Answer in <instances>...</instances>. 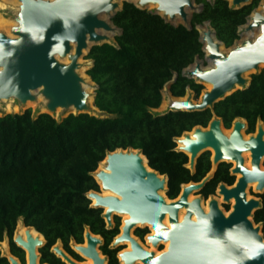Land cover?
Returning a JSON list of instances; mask_svg holds the SVG:
<instances>
[{"label": "water", "instance_id": "water-1", "mask_svg": "<svg viewBox=\"0 0 264 264\" xmlns=\"http://www.w3.org/2000/svg\"><path fill=\"white\" fill-rule=\"evenodd\" d=\"M17 1L10 19L9 35L0 30V104L13 100L22 108L27 101L37 103L40 97L44 104L42 112L51 116L57 109L68 114L94 115L99 111L93 104L97 85L87 75L93 84L90 105L89 93L84 88L86 82L78 73L81 67L78 60L93 46L116 44L115 37L122 30L111 18L122 8L124 1L187 29H191L192 14L202 8V4L196 5L194 0ZM251 1L230 0L228 3L230 7L240 8ZM149 5L154 7L148 9ZM257 6L238 27L237 34L239 37L241 32L254 29L258 34L254 38L236 39L229 47L217 39L209 21L195 26L203 59L195 57L182 69L181 76L210 88L200 93L198 101L193 100L188 88L184 96L173 97L169 86L177 78L174 73L164 85L166 89L161 91L162 99L166 94V108L157 113L211 109L216 102L249 85L246 73H258L259 65L264 64V1H259ZM176 18L179 21L174 22ZM201 27L205 29L201 30ZM63 58H67L68 63L61 62ZM204 62L209 66H204ZM246 128V121L237 118L229 129H225L221 119L213 115L206 127L196 126L176 138V150L188 156L190 171L194 170L197 158L204 151H211L212 155L211 169L205 177L200 182L182 185L175 199L165 195L166 175L152 169L140 150L117 149L106 154L104 168L92 173L99 190L87 192L86 198L92 207L102 210L106 228L114 225V216H128L121 220L119 233L110 244L111 248H118L116 257L120 264H137L138 261L142 264H264V238L260 225L250 219L261 206V200L256 196L247 198L246 194L251 183H255L257 193L264 191V169L260 168L264 157V125L258 121L253 133H246ZM225 130L229 132L226 134ZM243 152L249 153V168L244 164ZM222 162L233 163L230 174L235 176L233 185L221 182L215 191L223 203L233 200L227 213L220 208L215 195L205 198L198 194ZM102 191H109L110 195H102ZM191 193L197 195L189 201ZM201 201L207 202V212ZM180 209H184L181 220L178 218ZM165 216L167 225L163 223ZM139 225L153 230V234L143 237V242L147 240L154 247L167 241L166 250L156 254L144 249L138 242L141 240L133 234ZM26 229L25 240L16 232L12 241L25 252L26 264H41L38 248L45 240L40 233L41 239L32 237L29 232L32 227ZM127 241L130 250H122L119 246ZM102 242L99 235L86 228L83 243H72L71 249L89 258L92 264H107L99 250ZM50 251L65 264H84L72 258L58 242ZM2 256L9 264H21L10 252Z\"/></svg>", "mask_w": 264, "mask_h": 264}, {"label": "trees", "instance_id": "trees-1", "mask_svg": "<svg viewBox=\"0 0 264 264\" xmlns=\"http://www.w3.org/2000/svg\"><path fill=\"white\" fill-rule=\"evenodd\" d=\"M260 0L240 8L226 0H196L200 12L191 16V29L174 26L158 14L123 2L111 18L121 28L116 44L93 46L84 57L92 65L86 70L97 85L93 104L106 116L86 113L68 114L60 120L45 112L33 116L30 110L0 115V241L8 237L10 253L24 263L25 252L12 241L18 218L25 227L40 233L45 243L39 248L40 263L65 264L50 248L60 242L75 260L79 256L69 246L83 243L88 228L102 238L100 252L107 264H120L118 248H111L119 233V219L106 228L102 210L92 207L86 193L98 191L92 173L108 152L137 149L148 165L167 177L165 195L175 199L181 186L200 182L211 169L209 151L198 158L193 171L187 167L188 156L177 151L176 138L196 126L206 127L213 115L225 129L237 118L246 121V133L264 125V72L250 75L249 85L201 111L152 112L162 101V89L170 84L173 97H182L188 88L197 99L202 84L181 76L183 68L195 57L203 58L195 26L209 21L218 40L229 47L238 38V27ZM230 165L220 163L198 194L213 195L219 183L232 185ZM252 220L260 225L264 238V191ZM225 208L228 207L225 205ZM148 229L136 228L140 239ZM0 264H9L0 254Z\"/></svg>", "mask_w": 264, "mask_h": 264}, {"label": "rangeland", "instance_id": "rangeland-1", "mask_svg": "<svg viewBox=\"0 0 264 264\" xmlns=\"http://www.w3.org/2000/svg\"><path fill=\"white\" fill-rule=\"evenodd\" d=\"M260 1H264V0H260ZM123 1H121L120 2V4L122 3ZM194 3L196 4V5H198V3L196 2V0H194ZM256 7H258V6H256ZM255 7V8H256ZM15 8H16V5H10V7H7L4 11H3V16L5 17V18H7V19H11V17H12V15L14 14V12H15ZM148 9H152V7H148ZM1 31H3V32H5L6 34H8L9 35V32L8 31H6V30H1ZM240 36L237 38V40L238 39H243L244 37H246L245 35H244V33L243 32H241L240 34H239ZM203 59V58H202ZM80 61H81V63H83L82 65H84V67H83V73H82V75L80 74V76L82 77V78H84V75H86V70L89 68V66L91 65V60L90 59H87V58H82V59H80ZM61 62H63V61H61ZM204 66H209V63H207V62H204ZM78 71H79V69H78ZM257 72H259V71H263L264 72V68H262V66L261 67H259L258 68V70H256ZM250 73H246V77H247V79L249 80L250 79ZM202 86H203V89L201 90V92L202 91H204L205 89H209L210 88V86H208V85H203L202 84ZM163 89H166L165 87H163ZM164 93H166V92H164ZM166 95V94H165ZM164 99H162V101H161V103H160V105H159V107L158 108H156V109H151V111L152 112H161V111H163L166 107H165V105H164V108H161L162 107V104H164V101H163ZM194 101H198L199 100V97L197 98V99H193ZM6 104H10V105H14V106H17V110L15 111V112H12V113H17V112H22L25 108H27L26 110H30V112H31V114L33 115V116H35L37 113H39V112H42V111H44V104H43V101L41 100V98L39 97L38 98V102L37 103H35V102H30V104L28 105V106H23L22 108H19V106L17 105V102L16 101H13V100H6V101H3L1 104H0V115L1 114H3V113H5V111H4V106L6 105ZM11 113V112H10ZM68 114V112L67 111H64V110H61V109H57L53 114H52V116L55 118V119H57V120H60L61 118H63V117H65L66 115ZM94 115H96V116H101V117H104V116H106V114L105 113H101V112H99V111H95L94 112ZM226 131V130H225ZM209 153H210V157H211V155H212V152L211 151H209ZM226 164H228V165H230V167L231 166H233V163H231V162H225ZM103 167H104V164H103ZM100 168V166H98L97 167V169L96 170H98ZM260 168L261 169H264V157L262 158V160H261V163H260ZM98 188H99V185H98ZM99 190V189H98ZM247 193L250 195V196H256V195H258V193L254 190V188L253 187H248L247 188ZM260 193H262V192H260ZM163 194H164V192H163ZM191 195H192V198L195 196V195H197V194H194V193H191ZM215 196H217L216 194H214ZM201 196V195H200ZM202 197V196H201ZM221 197V196H220ZM257 197V196H256ZM260 198V197H259ZM220 208L223 210V211H226V213L228 212V211H230L231 210V206H232V203H223L222 201L220 202ZM225 205L228 207V209H226L225 208ZM117 217H118V219H119V226H121V220H122V216L121 215H116ZM115 217V216H114ZM114 217H113V224L115 223L114 222ZM250 219H252V217H250ZM20 226V225H23V223H22V220L20 219V220H17V222H16V227H15V230H14V233L13 234H15L16 232H18L17 231V226ZM140 227H137V228H144V227H146L147 229H148V233H150V227L149 226H143V225H139ZM133 233H134V231H133ZM148 233L146 234V235H148ZM145 235V236H146ZM135 237H137V236H135ZM140 239V238H139ZM141 241H143V239H140ZM145 242V241H144ZM60 245H61V243L60 242H58ZM71 242H70V244H69V246L71 247ZM119 247H121L122 248V250L126 247V244L125 243H123L122 245H120ZM163 247H164V244L163 243H160L158 246H154V247H152L153 248V250H155V251H157L156 253H159V252H161V251H163ZM7 250L8 251V253L10 252V245H9V240H8V237L6 236V235H4V237H3V240L2 241H0V254L1 255H4L5 254V251L4 250ZM74 251V250H73ZM75 252V251H74ZM78 256H79V260L78 261H81V262H84L85 261V258L84 257H82L81 255H79V253H76ZM38 257H40V252H39V248H38ZM21 263V262H20ZM24 263L26 264V259H25V256H24ZM137 264H141V263H137Z\"/></svg>", "mask_w": 264, "mask_h": 264}, {"label": "bare ground", "instance_id": "bare-ground-1", "mask_svg": "<svg viewBox=\"0 0 264 264\" xmlns=\"http://www.w3.org/2000/svg\"><path fill=\"white\" fill-rule=\"evenodd\" d=\"M228 1H230V0H228ZM18 4V1L17 0H0V30H6V31H8L9 32V28H10V26L12 25V22H11V20L10 19H7V18H5L4 16H3V11L7 8V7H10V5H17ZM150 7H154L153 5H149ZM148 6V7H149ZM103 18L105 19L106 18V16H103ZM177 21H179V19L178 18H176L175 20H174V22H177ZM201 30H203V29H205V27H201L200 28ZM248 33H251V34H253V35H247L246 37H244V38H254L257 34H258V31L256 30V29H254V30H252V31H249V32H244V34H248ZM243 38V39H244ZM85 51H86V49H84L83 50V53H85ZM60 61H63V63H68V60H67V58H63V59H61ZM79 61V63L81 64V67L79 68V73L82 75V73H83V67H84V65H82L83 63H81V61H80V59L78 60ZM261 65H264V64H261ZM261 65H259V67L261 66ZM83 66V67H82ZM84 80H85V82H86V84L84 85V88H85V90L89 93V97H88V103L91 105V100H92V96H91V94H92V86H93V84L90 82V80H89V78H88V76L87 75H84ZM209 86V85H208ZM164 98V104H162V107L161 108H164V105H165V98H166V95L164 94V96H163ZM6 101V100H5ZM30 104V101H27L26 103H25V106H28ZM17 110V106H12V105H10V104H6L5 106H4V111H5V113H12V112H15ZM227 134V133H226ZM244 153V152H243ZM103 164L105 165V160L103 159L100 163H99V165L98 166H100V168L99 169H103L104 167H103ZM251 184H253L254 186L253 187H255V183H251ZM250 185V184H249ZM103 193H104V195H110V192L109 191H102ZM162 194H163V192H161ZM246 194H247V192H246ZM190 195L191 194H189L188 195V200L190 201L191 199H192V197H190ZM194 198V197H193ZM216 199H217V201H218V204H219V200H218V198L217 197H215ZM247 198H249V196H248V194H247ZM221 201H222V198H221ZM231 202H232V204H233V200H231ZM201 206H202V201H201ZM202 208L204 209V211H208V209H207V202H206V205H205V208L202 206ZM183 214H184V212L180 215V213L178 212V218H179V220H181V218H182V216H183ZM121 216H125V218L124 219H126V218H128V216L126 215V214H123V215H121ZM123 219V220H124ZM193 220H194V218H193ZM166 221V222H165ZM163 223L165 224V225H167L168 224V221H167V216H165V218H164V220H163ZM167 223V224H166ZM26 227L24 228L23 227V225H18L17 226V233L25 240L26 239ZM150 230H151V232H152V234H153V230L150 228ZM30 234H31V236L32 237H36V236H38L40 239H41V236H40V234H38L37 232H35L33 229H30ZM146 241V243L148 244V245H150L151 246V248L153 247L147 240H145ZM264 242V241H263ZM162 243H165L166 244V247H165V250H166V248H167V246H168V242L166 241V242H162ZM128 250H130V243H129V249ZM164 250V251H165ZM5 251V254H7L8 253V251L5 249L4 250ZM148 251H154L155 252V250H148ZM156 253V252H155ZM157 254V253H156ZM85 258H87V257H85ZM139 262V261H138ZM141 263V262H140ZM142 264V263H141Z\"/></svg>", "mask_w": 264, "mask_h": 264}, {"label": "flooded vegetation", "instance_id": "flooded-vegetation-1", "mask_svg": "<svg viewBox=\"0 0 264 264\" xmlns=\"http://www.w3.org/2000/svg\"><path fill=\"white\" fill-rule=\"evenodd\" d=\"M245 36H247V35H253V34H251V33H248V34H244ZM262 66V68H264V65H261ZM260 66V67H261ZM225 133H228L229 131L228 130H226V131H224ZM243 157H244V164H245V166L246 167H248L249 168V153L248 152H244L243 154ZM232 168V166L229 168V172H230V169ZM234 176V175H233ZM239 175L237 174V177H238ZM234 181H235V176H234ZM234 183V182H233ZM233 185V184H232ZM254 185L253 184H250V185H248V187H253ZM254 188V187H253ZM216 191V190H215ZM246 192H247V190H246ZM214 194H215V192H214ZM213 194V195H214ZM248 194V193H247ZM102 195H104V193L102 192ZM248 196L250 197V195L248 194ZM190 197H192V195H190ZM214 197H217L218 198V200L221 202V197L220 196H214ZM220 202H219V204H220ZM230 203H232L231 201H230ZM205 205H206V203L205 202H203L202 201V206L205 208ZM184 212V209H180L179 210V213H180V215L182 214ZM125 218V216H122V220ZM18 220H20V218H18ZM166 222V221H165ZM167 224V223H166ZM23 227L25 228V226L23 225ZM36 232V231H35ZM38 233V232H37ZM39 234V233H38ZM148 234H152V232H151V230H150V233H148ZM141 245H142V247L144 248V249H146V250H153V248H151V246L150 245H148L147 243H146V241L145 242H143V241H138ZM125 244H126V247L123 249V250H128L129 249V242L127 241V242H124ZM164 244V247H163V251L165 250V247H166V244L165 243H163ZM84 245H85V243H84ZM155 252H157V251H155ZM160 253V252H159ZM159 253H157V254H159ZM84 264H92V262H91V260L89 259V258H85V261L83 262ZM140 263V262H139Z\"/></svg>", "mask_w": 264, "mask_h": 264}]
</instances>
